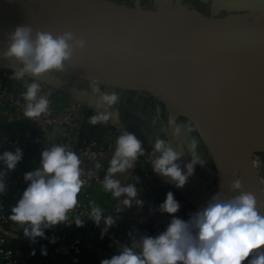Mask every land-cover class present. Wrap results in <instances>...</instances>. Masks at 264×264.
<instances>
[{
    "label": "clouds",
    "instance_id": "clouds-1",
    "mask_svg": "<svg viewBox=\"0 0 264 264\" xmlns=\"http://www.w3.org/2000/svg\"><path fill=\"white\" fill-rule=\"evenodd\" d=\"M8 41L3 56L14 59L20 65L12 79L31 77L33 80L22 93L25 101L23 115L29 120H36L48 114L50 104L40 94L39 78L44 74L62 72L74 53L85 48L86 40L77 38L70 31L55 35L48 31H36L33 36L30 26H18L8 35ZM89 87L96 98L97 111L88 123L92 126L106 125L113 106L120 102V93L101 91L98 81L90 82ZM166 125L172 130L174 139H179L182 127L187 128L178 124L175 117H169ZM143 143L135 133L123 131L116 139L114 153L101 181L103 190L120 201L123 208H131L133 203L143 206V202L137 199L140 190L132 183L123 184L119 179L120 175L132 173L139 158L145 155ZM196 148L197 144L193 141L187 150L194 153ZM185 154L176 151L169 140L158 137L150 154L153 172L177 188H183L193 175L195 165L203 164L191 156V162L182 169L180 161ZM22 156V150L17 147L14 153L3 152L0 163L11 172L21 162ZM100 167L99 163L95 164L96 169ZM6 174L0 171V195L6 192ZM85 175L91 179L95 172H85L75 151L65 145L46 148L41 153L39 167L25 173L24 180L28 186L11 208L9 219L32 242L45 238V230L57 225L74 223L82 227L84 221L76 210L80 206L78 197L86 183L83 179ZM135 179L139 181L138 177ZM233 187L238 195L223 199L218 192L187 221L176 217L180 203L169 191L165 201L159 205L161 213L172 217L166 230L155 237L144 235L138 240L133 239L122 246L118 254L102 260L100 264H244L245 261L247 264H264V213L258 208L256 196L242 191L239 181ZM86 217L97 226L103 222L104 232L115 223L111 215H104V209L95 201L89 202Z\"/></svg>",
    "mask_w": 264,
    "mask_h": 264
},
{
    "label": "bare ground",
    "instance_id": "bare-ground-1",
    "mask_svg": "<svg viewBox=\"0 0 264 264\" xmlns=\"http://www.w3.org/2000/svg\"><path fill=\"white\" fill-rule=\"evenodd\" d=\"M111 3L0 0V14L54 35L70 31L76 37L110 39L131 46L146 43L160 46L164 51L161 55L129 53L123 56V62L154 73L216 110L220 109L209 96L238 104L264 124V48L255 49L251 34L254 25L264 36V9L223 18L208 17L197 29H192L176 22L174 0L151 10L113 7ZM0 44L8 46L1 38ZM168 104L175 111L173 117L182 111L192 120L210 147L217 171L216 192L223 199L233 198L238 195L233 185L239 181L242 191L256 196L258 208L264 213V175L255 155L259 142L237 130L235 122H227L226 115H204ZM217 156L224 173L216 167V162L221 167Z\"/></svg>",
    "mask_w": 264,
    "mask_h": 264
},
{
    "label": "built area",
    "instance_id": "built-area-1",
    "mask_svg": "<svg viewBox=\"0 0 264 264\" xmlns=\"http://www.w3.org/2000/svg\"><path fill=\"white\" fill-rule=\"evenodd\" d=\"M9 68L7 63L0 66V117L7 114L10 119L13 113L24 117L25 101L22 93L26 89H18L11 83ZM56 92L55 86L41 88L40 94L50 101L48 114L36 120L26 118L31 125L40 128L45 134L43 138L37 140L27 137L22 130H15L5 139H0V155L5 151L14 153L17 147L23 153L22 160L14 171L8 172L0 163V171L7 173L4 178L6 192L0 195V264H86L88 253L92 252L103 255V259H110L133 239L138 240L144 235L152 237L159 235L166 230L172 219L168 214L161 213L159 204L156 203L143 202L142 207L133 204L131 208L115 204L113 206L115 210L121 208L119 212L135 216L130 227L133 234L127 237L112 227L104 232L103 222L97 226L86 217L92 198L91 190L96 186H102L106 161L112 147L110 142L101 143L87 125L74 117L70 109L57 108L54 99ZM53 145H65L75 151L82 161L85 172L93 170L95 176L91 179L87 175L83 177L86 183L78 197L80 206L76 212L82 216L83 226L77 227L74 223L57 225L45 230V238H37L32 242L24 236L23 230L12 222L9 216L11 208L28 186L24 180L25 173L36 170L40 165L41 153ZM96 163L101 165L99 169L95 168ZM177 201L180 203V209L176 217L185 221L204 207L189 200ZM137 208L140 211H136ZM103 209L105 216L111 215L114 218L109 210ZM45 252L46 254H43ZM249 258L251 259V256Z\"/></svg>",
    "mask_w": 264,
    "mask_h": 264
},
{
    "label": "crops",
    "instance_id": "crops-1",
    "mask_svg": "<svg viewBox=\"0 0 264 264\" xmlns=\"http://www.w3.org/2000/svg\"><path fill=\"white\" fill-rule=\"evenodd\" d=\"M112 2L113 7L121 8H142L137 1L134 4H130L129 7L125 5H117L112 0H105ZM149 2H159V1H170V0H148ZM181 2L188 5L190 8L195 9L202 14L210 17L219 14H228L239 10L241 7L251 8L258 2L262 0H180ZM114 3V4H113ZM208 16V17H209ZM7 50V47L0 44V51L3 53ZM10 64L14 65L10 67V81L18 89H26V85L33 82L31 77H25L23 80H14L12 75L14 72L18 71L20 65L14 60L9 59ZM7 61L3 56L0 55V66L6 64ZM17 66V67H16ZM88 79L82 80L77 79L74 76H61L56 72L44 74L39 78L41 88H46L51 86V84H57V92L55 94V106L59 109H70L74 117L81 123L87 125L91 130V133L99 139L101 143L110 142L111 152L106 161V170L109 166V161L115 150V144L117 137L123 131H129L135 133L143 143L145 150V155L140 157L137 161L135 168L132 173H125L119 176V179L123 184L132 183L139 190L140 194L137 197L142 202H151L156 204H161L166 199V194L171 191L174 194L176 200H189L193 202H198L199 199L196 196H200L196 185L191 180L196 178L195 171L193 175L189 177L187 183L183 188H177L173 183L169 182L165 178L156 175L153 172L150 160V154L153 150L154 142L159 137L160 139L169 140L172 143L173 148L181 153H186L181 161V168L184 165L190 163L191 156L193 158H205L203 156L204 151L198 147V141L195 139L187 128H181V135L179 139H174L172 135V130L166 125V120H163L165 112L162 111V104L159 100L148 93L141 92L135 89H126L117 87L114 85L100 83L101 91L111 92L117 91L120 93V102L118 105L113 106L111 110V118L109 122L104 124H98L92 126L88 123L91 116L96 114V98L93 97L90 91V82ZM102 111V110H101ZM173 117V116H172ZM177 117V116H176ZM184 126V124H180ZM22 130L27 137H32L34 139H41L45 135L41 132L40 128L31 125L26 118L22 115L13 113L12 117L9 119L7 114L0 117V139H5L12 131ZM195 141L197 148L194 153L188 152V146L191 142ZM186 145V147H185ZM221 167L218 162L217 168L224 173L222 162ZM217 169V170H218ZM217 174V171H216ZM218 175V179H219ZM139 178V181L135 179ZM217 182V179H216ZM202 188V186H201ZM195 191V194L193 191ZM179 194V196H177ZM91 201H95L100 207L109 210L115 204H122L120 201L114 199L111 193L105 192L102 186H96L91 190ZM135 204V203H133ZM140 211V209H136ZM126 213H122L124 215ZM127 215V216H126ZM123 219H129L130 221L134 219L133 214H126ZM119 219V218H118ZM117 221V220H116ZM131 223V224H132ZM115 231L121 233L124 236H131L133 231L129 228L126 230L122 226L116 224L112 227ZM250 259V258H249ZM247 264V261L244 262Z\"/></svg>",
    "mask_w": 264,
    "mask_h": 264
},
{
    "label": "water",
    "instance_id": "water-1",
    "mask_svg": "<svg viewBox=\"0 0 264 264\" xmlns=\"http://www.w3.org/2000/svg\"><path fill=\"white\" fill-rule=\"evenodd\" d=\"M18 26L25 25L0 14V38L7 44L9 43L8 35ZM32 29L33 36L36 31H42L36 28ZM80 37L83 36H77V38ZM83 38L86 40L85 48L76 51L71 61L64 65L63 72L67 75L82 80L88 79L89 82L98 81L126 89L139 90L187 111L213 116L229 115L235 119V128L257 140L261 144L260 150L264 151V124L233 103L218 96H209L220 109L216 110L203 101L167 84L154 73L137 67H129L123 62V56L129 53L161 55L164 52L162 47L152 43L131 46L110 39ZM0 55L3 56V53L0 52ZM5 60L7 61L6 58ZM7 65L14 66L8 62Z\"/></svg>",
    "mask_w": 264,
    "mask_h": 264
},
{
    "label": "rangeland",
    "instance_id": "rangeland-1",
    "mask_svg": "<svg viewBox=\"0 0 264 264\" xmlns=\"http://www.w3.org/2000/svg\"><path fill=\"white\" fill-rule=\"evenodd\" d=\"M119 1L120 0H118L116 2L113 1V2L117 5H125V6L129 7L130 4L136 3L137 0H121L120 2ZM174 2L176 5V22L177 23L185 24L187 26H190L192 29H197L201 24H203L207 20V18L209 16V15L206 16V15L202 14L201 12L190 8L188 5L181 2L180 0H174ZM141 3H142L141 6H143L144 8H147V10H151L152 8L155 9L158 6L166 3V1H159V2L155 3V2H149L148 0H141ZM262 9H264V0H262L261 2H258L257 4L252 6L251 8L241 7L237 11H234V12H231L228 14H219L217 16L214 15V17L223 18V17L230 16V15H241V14H246V13L249 14V13L255 12L256 10H262ZM251 30H252L251 34H252V36H254L253 45L255 46V49L259 50V48H264V36L260 35L263 31L257 30V29L255 30L254 25L252 26ZM251 44H252V40H251ZM263 58H264V56H263ZM7 62H8V59H7ZM56 73L61 75V76H67V74L63 71L62 72H56ZM254 81L258 82L257 80H254ZM51 86H55L56 88L59 87V85H57V84H51ZM117 87H119V86H117ZM157 99L162 104V108H163L162 111L165 112V114L163 116V120L167 121L169 117L174 116L175 111L171 107L172 105H169L167 102L165 103L164 101H162L159 98H157ZM240 100H242V99H240ZM236 106L239 107L240 105L236 104ZM225 117H226L227 122H231V123L235 122V119L233 117L228 116V115H226ZM176 120H177L178 124H184L187 126V128H193L194 129L193 131H190V132L192 133V135L194 137H196L195 139L198 141V143H197L198 147L202 151H204L203 156H205V158L204 157L203 158H197V159L201 160L203 162V164L197 163L195 165L194 171L196 174V178H192L191 180L196 185V188L198 189L200 196H202V198L201 197L199 198V196H196L199 199V201L197 203L199 205L206 206V204L211 199V197L217 193L216 192V170L214 169L215 165H214V158H213L212 152L210 150V147L206 143L204 137L202 136V134L197 130L196 126L194 125L192 120H190V118L187 115H185L182 111H180V114L177 115ZM260 145H261L260 143L257 145V151H256L255 155L257 156V158H259V160L262 164V173L264 175V151L260 150L261 149ZM185 147H186V145H185ZM227 154H229V153H227ZM194 159H196V158H194ZM189 162H191V160ZM241 163H242V165L245 164L243 159L241 160ZM201 186H202V188H201ZM193 193L195 194V191H193ZM177 196H179V194ZM109 211L114 215L113 220L115 221L114 224H116V227L118 225H120L123 228H125L126 230H129V228L131 227V225L133 223H132V220L130 221L129 219H123V218H126V217H124L126 214L122 215V212L115 210L113 207H111L109 209ZM96 259H98L99 262L104 260L103 255H101V254L97 255Z\"/></svg>",
    "mask_w": 264,
    "mask_h": 264
},
{
    "label": "trees",
    "instance_id": "trees-1",
    "mask_svg": "<svg viewBox=\"0 0 264 264\" xmlns=\"http://www.w3.org/2000/svg\"><path fill=\"white\" fill-rule=\"evenodd\" d=\"M44 241V240H43ZM88 262L86 264H100L99 260L96 259L97 255L96 253H88Z\"/></svg>",
    "mask_w": 264,
    "mask_h": 264
},
{
    "label": "flooded vegetation",
    "instance_id": "flooded-vegetation-1",
    "mask_svg": "<svg viewBox=\"0 0 264 264\" xmlns=\"http://www.w3.org/2000/svg\"><path fill=\"white\" fill-rule=\"evenodd\" d=\"M112 1H115V2H116V1H118V0H112ZM120 1H121V0H120ZM120 1H119V2H120ZM137 2H138L140 5L142 4V3H141V0H138Z\"/></svg>",
    "mask_w": 264,
    "mask_h": 264
}]
</instances>
